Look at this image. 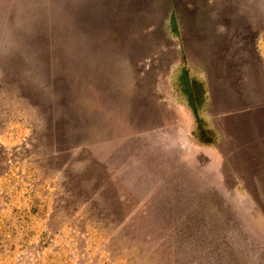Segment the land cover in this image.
<instances>
[{
    "label": "rangeland",
    "instance_id": "rangeland-1",
    "mask_svg": "<svg viewBox=\"0 0 264 264\" xmlns=\"http://www.w3.org/2000/svg\"><path fill=\"white\" fill-rule=\"evenodd\" d=\"M245 1L213 4L217 31ZM105 15L0 0V264H264V135L251 167L230 166L205 74L189 71L216 135L194 142L186 61L132 78L123 59L140 35Z\"/></svg>",
    "mask_w": 264,
    "mask_h": 264
},
{
    "label": "crops",
    "instance_id": "crops-1",
    "mask_svg": "<svg viewBox=\"0 0 264 264\" xmlns=\"http://www.w3.org/2000/svg\"><path fill=\"white\" fill-rule=\"evenodd\" d=\"M216 1L219 6L224 3L223 0H82V7L95 9L102 15L107 13L104 17L107 22L113 25L118 22L125 30L140 35L133 50L125 54L127 59L123 57L125 72L132 78L139 71H162L163 61L166 66L172 63L168 56L177 57L176 66L178 57H182L188 65L182 66L188 71L203 72L209 95L207 109L220 134L218 150L230 166L245 169L252 166L256 157L257 146L251 152L248 150L254 146L253 137L264 135L261 123L264 0H246L252 8L238 19L237 27L230 33L217 31L222 22L213 10ZM147 59L151 66L147 65ZM149 82L144 80L140 86L152 87L153 81ZM254 118L258 126L248 127L247 123H253ZM263 159L261 155L259 161Z\"/></svg>",
    "mask_w": 264,
    "mask_h": 264
},
{
    "label": "trees",
    "instance_id": "trees-1",
    "mask_svg": "<svg viewBox=\"0 0 264 264\" xmlns=\"http://www.w3.org/2000/svg\"><path fill=\"white\" fill-rule=\"evenodd\" d=\"M189 71L186 67H182L179 73V80L184 84L187 93L188 104L194 116V128L191 131L192 140L202 145H213L216 140L214 132L205 124L199 108L202 105V94L199 91L196 80L190 81L187 78Z\"/></svg>",
    "mask_w": 264,
    "mask_h": 264
}]
</instances>
